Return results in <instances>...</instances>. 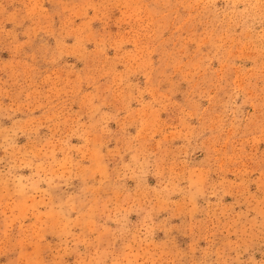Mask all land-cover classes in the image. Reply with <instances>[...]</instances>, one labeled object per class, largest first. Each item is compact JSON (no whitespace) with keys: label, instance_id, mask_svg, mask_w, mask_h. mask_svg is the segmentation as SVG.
I'll use <instances>...</instances> for the list:
<instances>
[{"label":"rangeland","instance_id":"1","mask_svg":"<svg viewBox=\"0 0 264 264\" xmlns=\"http://www.w3.org/2000/svg\"><path fill=\"white\" fill-rule=\"evenodd\" d=\"M0 264H264V0H0Z\"/></svg>","mask_w":264,"mask_h":264}]
</instances>
